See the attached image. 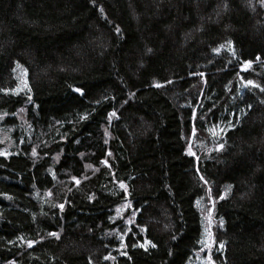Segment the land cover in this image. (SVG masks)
<instances>
[{
	"label": "trees",
	"instance_id": "16d2710c",
	"mask_svg": "<svg viewBox=\"0 0 264 264\" xmlns=\"http://www.w3.org/2000/svg\"><path fill=\"white\" fill-rule=\"evenodd\" d=\"M0 127V264H194L207 195L264 264V0H0Z\"/></svg>",
	"mask_w": 264,
	"mask_h": 264
},
{
	"label": "rangeland",
	"instance_id": "374dc122",
	"mask_svg": "<svg viewBox=\"0 0 264 264\" xmlns=\"http://www.w3.org/2000/svg\"><path fill=\"white\" fill-rule=\"evenodd\" d=\"M14 73L17 76L18 83L17 86L13 89L14 92H23L28 90V82H27V76H26V71L22 65L19 63H16L13 69ZM1 130V127H0ZM7 137V136H6ZM7 139V138H6ZM3 142V141H2ZM3 149H1L0 154L7 155V152L9 151V148L7 146H2ZM208 196L207 204H208V209L207 212L205 213V218H206V227L203 230L202 233V239L200 242V250L195 253V263L194 264H216L212 258H211V252L214 248V239H213V225H215V220L212 214V208H213V200H211L210 196ZM131 205L128 202H125L124 208H130ZM116 216V214H115ZM135 217V211L130 210L128 214L125 216L119 215V218H123L125 224L128 226L132 224L133 220ZM118 234L122 236V232L119 231Z\"/></svg>",
	"mask_w": 264,
	"mask_h": 264
}]
</instances>
